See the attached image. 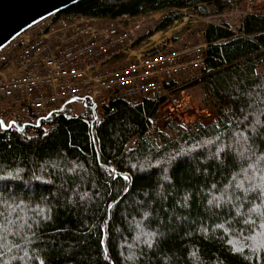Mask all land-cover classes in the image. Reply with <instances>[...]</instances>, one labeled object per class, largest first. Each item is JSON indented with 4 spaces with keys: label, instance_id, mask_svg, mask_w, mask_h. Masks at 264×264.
<instances>
[{
    "label": "trees",
    "instance_id": "trees-1",
    "mask_svg": "<svg viewBox=\"0 0 264 264\" xmlns=\"http://www.w3.org/2000/svg\"><path fill=\"white\" fill-rule=\"evenodd\" d=\"M239 1L80 0L56 13L170 8L160 29L181 9L206 15ZM205 38L201 81L217 109L209 124L156 130L151 117L164 98L148 96L111 98L102 117L91 99L73 98L49 116L0 127V264H264L260 217L249 211L260 201L226 188L239 153L256 140L259 155L264 140V12L247 13L235 29L208 23ZM71 101L86 110L73 113Z\"/></svg>",
    "mask_w": 264,
    "mask_h": 264
},
{
    "label": "built area",
    "instance_id": "built-area-1",
    "mask_svg": "<svg viewBox=\"0 0 264 264\" xmlns=\"http://www.w3.org/2000/svg\"><path fill=\"white\" fill-rule=\"evenodd\" d=\"M143 35L140 15L41 18L0 47V112L20 106L43 118L70 99L88 98L102 117L111 98L148 96L164 98L172 112L192 110L182 88L191 78L176 81L204 68L205 28L192 42L164 38L135 50Z\"/></svg>",
    "mask_w": 264,
    "mask_h": 264
},
{
    "label": "rangeland",
    "instance_id": "rangeland-1",
    "mask_svg": "<svg viewBox=\"0 0 264 264\" xmlns=\"http://www.w3.org/2000/svg\"><path fill=\"white\" fill-rule=\"evenodd\" d=\"M171 9L155 10L147 13L139 14L143 19V37L140 40L135 50H138L144 45V48L150 42L162 40L164 38L171 39L173 43L192 42L197 39V33L204 29L208 23H228L231 28L235 29L240 26V21L250 12H264V0L250 3L246 0H240L237 6H233L220 13L210 12L206 15H201L191 9H181V17L172 21L169 25L163 28H156L159 21ZM142 42V43H141ZM264 68V63L258 67V71ZM203 70L194 72L190 75H182L177 78L176 82L184 81L186 77L191 78L189 83L182 86L184 89H189L193 96V109L176 113L167 108L166 102L161 104L155 115L151 117L152 127L160 131L169 130V122L190 123L193 121H201L204 124H209L215 120L217 109L214 103V97L206 94L205 85L201 81ZM86 103L83 101H71L67 104V108L73 113H82L86 110ZM205 109L202 111V109ZM208 108V109H206ZM166 109V114L165 113ZM215 112V115H214ZM214 118V120H212ZM28 120L25 108L17 106L14 110L1 113L0 121L4 126H7L11 121ZM208 120V121H207ZM156 135V133H154ZM159 141V140H158Z\"/></svg>",
    "mask_w": 264,
    "mask_h": 264
},
{
    "label": "snow or ice",
    "instance_id": "snow-or-ice-1",
    "mask_svg": "<svg viewBox=\"0 0 264 264\" xmlns=\"http://www.w3.org/2000/svg\"><path fill=\"white\" fill-rule=\"evenodd\" d=\"M14 123V122H13ZM259 123V121H258ZM0 127H7L3 125V122L0 121ZM241 138L247 142L249 140L248 137L239 134ZM254 145H257L256 140H252L251 144L239 153L240 158V165H239V172L232 176V180L229 182L227 187H231L234 183L235 188L239 189L242 193L247 196L248 193H254L255 199L259 200L260 203L253 205L249 211L256 212L257 215L260 217L259 228L262 230L261 235H264V140L259 142L260 152L257 155V152L254 149ZM229 147V146H225ZM218 152L223 151V149H218ZM179 155V154H178ZM225 155H228L225 153ZM228 160L230 164L234 165V159L231 156H228ZM245 164L247 167H245ZM259 166V167H258ZM249 170L252 171V175L249 174ZM115 171V170H113ZM240 177V179H237ZM123 179L125 181H130L131 177L129 175H124ZM247 184V187L245 185ZM127 191V189H124ZM112 207V205H109ZM245 224H256L255 220H245ZM217 227H223V225H217ZM202 231H207V229H202ZM146 243H148L146 241ZM148 246L151 247V243H148ZM235 251L242 252V248L234 249ZM105 257L107 258V250L105 249ZM40 264H45L43 259H40Z\"/></svg>",
    "mask_w": 264,
    "mask_h": 264
},
{
    "label": "water",
    "instance_id": "water-1",
    "mask_svg": "<svg viewBox=\"0 0 264 264\" xmlns=\"http://www.w3.org/2000/svg\"><path fill=\"white\" fill-rule=\"evenodd\" d=\"M80 0H0V47L43 17Z\"/></svg>",
    "mask_w": 264,
    "mask_h": 264
},
{
    "label": "crops",
    "instance_id": "crops-1",
    "mask_svg": "<svg viewBox=\"0 0 264 264\" xmlns=\"http://www.w3.org/2000/svg\"><path fill=\"white\" fill-rule=\"evenodd\" d=\"M186 92H188L189 94H190V96H191V98L193 99V96H192V94L190 93V91H189V89L187 90L186 89ZM194 100V99H193ZM206 109H208V108H206ZM205 109L203 108L202 109V111H204ZM164 114H166V109H165V113ZM214 115H215V112H214ZM212 120H214V118H212ZM208 121V120H207Z\"/></svg>",
    "mask_w": 264,
    "mask_h": 264
},
{
    "label": "bare ground",
    "instance_id": "bare-ground-1",
    "mask_svg": "<svg viewBox=\"0 0 264 264\" xmlns=\"http://www.w3.org/2000/svg\"><path fill=\"white\" fill-rule=\"evenodd\" d=\"M206 63V62H205Z\"/></svg>",
    "mask_w": 264,
    "mask_h": 264
}]
</instances>
